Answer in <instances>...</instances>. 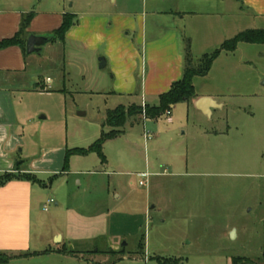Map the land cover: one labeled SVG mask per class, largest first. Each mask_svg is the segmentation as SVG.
Listing matches in <instances>:
<instances>
[{
    "label": "rangeland",
    "instance_id": "374dc122",
    "mask_svg": "<svg viewBox=\"0 0 264 264\" xmlns=\"http://www.w3.org/2000/svg\"><path fill=\"white\" fill-rule=\"evenodd\" d=\"M43 1L49 9L69 10L74 2L75 10L121 11L134 15L135 21L143 16L147 46L135 43L136 34L126 31L124 36L134 40L141 53L144 49L148 78L151 70L164 72L172 58L171 36L157 43L154 37L178 29L182 48L189 41L197 64L225 41L255 29L253 20L240 13L241 0ZM50 49L51 59L36 67L43 79L52 81L50 87L16 95L14 100L23 144L19 157L29 162L49 153L52 169L59 171L38 175L48 187L34 195L35 217L43 225L33 224V241L39 242V251L47 250L61 234L67 242L74 239L67 244L69 249L86 252L108 245L98 235L111 214L135 217L140 225L123 227L126 251L135 254L132 259L55 255L22 264H162L161 258L177 259L179 264H233L235 258H241L239 264H264V43H241L234 53L222 51L208 75L194 78L195 94L215 98L222 108L202 117L194 101L182 102L170 116L158 120L143 116L134 124L128 120L125 133L103 147L106 166L95 153L84 157L67 153L88 148L101 136L109 110L133 103L158 106L159 96L140 93V85L131 101L128 95L115 96L110 67H100L104 56L59 41ZM236 123L241 125L238 134L242 131L249 141L244 146L234 140ZM110 130L104 126L105 132ZM20 170L15 174L23 175ZM61 173L65 177H55ZM140 173L148 174L143 179L147 186L140 185ZM50 197L59 206L45 213L43 203ZM82 225L87 233L90 225L97 226L96 232L90 231L93 240L79 238ZM8 258L9 264L13 256Z\"/></svg>",
    "mask_w": 264,
    "mask_h": 264
},
{
    "label": "crops",
    "instance_id": "0c3cea01",
    "mask_svg": "<svg viewBox=\"0 0 264 264\" xmlns=\"http://www.w3.org/2000/svg\"><path fill=\"white\" fill-rule=\"evenodd\" d=\"M57 1L60 2V0H56L55 2L57 3ZM240 5V13L253 20V27H255V29L250 30H264V0H241ZM74 7V2L71 3L69 10H57L49 9L48 2L46 1V3H44L43 0H0V42L14 38L20 32L24 18L27 16L32 17L26 29V48L24 49L20 45H15L0 49V178L8 173H17L16 163L22 162L23 164L21 165L20 172L33 175L39 181L34 182L17 178L0 186V253L13 256L9 264H22L45 256L68 255L59 253L60 250L64 249L78 252V256H70H75L79 259L92 258L93 255L98 254L114 257L111 254L112 252L118 253L122 250H125L124 252L126 253L123 260L134 258V252L128 253L126 251V240L124 239L125 241L123 242L122 239L124 232L123 227L131 223V225L134 224L135 227L138 228L140 224L135 217L128 219L125 214H111L109 222L104 226L103 233L99 232L98 238L101 236V238H104L108 243V245H104V249L101 245H95L94 249L86 252L69 249L67 244L69 245L74 239L67 242L68 240L66 241L61 234L54 236L57 241L55 244H49V249L47 250L39 251V242L35 243L33 241V224H38L39 226L43 225V223H41L40 220H36L35 217L36 209L34 205V195L40 191V189L48 187L43 180L38 178V175L45 172L56 174V172L59 171L57 169H52L54 164L49 153H45L41 155L40 158H35L29 162H25V160H21V157H19L18 153L23 151L21 148L23 144L17 133L21 124L19 123L14 100L16 99V95L32 91L43 92L40 89L44 90L50 87L48 84L51 83H47L46 79L40 76V69L36 68L40 66V61L51 57L52 50L50 47L58 41L64 44H78L89 53L99 54L100 56H104V58L106 57V66H109L111 69V79L115 86L111 94L119 97L128 95L130 101L134 99V94L139 85L140 93L142 92V94L144 93L146 96L160 97V95L170 91L172 85L180 81L183 77L186 46L184 49L182 48L178 29L172 30L166 36H161L162 38L154 37L153 42L157 43L156 41L159 42L171 36L169 52H171L172 58L168 60L169 62L164 72L153 74L154 71L151 70L148 78L144 73L146 71L144 68V49L143 53H141L140 50L134 46V40L132 41L124 36V32L126 31L131 32L133 35L136 34L135 43L138 46H147V41L144 38L145 18L143 16L137 18L135 21L134 15L126 16L121 11L95 14L86 10H75ZM66 14L74 15L76 17V24L67 32L65 41H52L43 47L41 55H28V38L31 35H52L60 28L63 22V16ZM138 29H140L139 32ZM129 34L130 33H127L126 36H129ZM48 79L49 78H47V80ZM30 86H33L34 89H29L31 88ZM199 98L203 97L197 96L194 103H196ZM207 98H211L215 104L218 105L216 108H222L224 106L223 103H219L215 98ZM132 105H134V103ZM136 105L140 104L137 103ZM172 108H174V106ZM196 111L202 117L206 116L197 108ZM128 120L133 124L137 123L134 117ZM171 121L172 118L169 117L168 122ZM233 126H235L236 132H239L241 125L236 123ZM103 131L104 124L101 133ZM229 132H233V128L229 127ZM238 132L234 140L239 146H244L249 141L245 138L242 131V133L240 132L239 134ZM205 134L208 135L206 132ZM209 134L213 135L212 133ZM216 134L222 135V133ZM225 134L226 133H224V135ZM227 135L229 134L227 133ZM209 162L214 163V160L210 159ZM101 165L106 166L107 162H101ZM262 171L263 173L261 176L264 178V168ZM65 174L61 173L55 175V177L62 178L65 177ZM138 175L141 176L142 179L140 182L146 178L145 175L148 177L146 173H140ZM49 199H51V197L46 199L43 203L42 208L45 213H49L52 207L59 206L58 202L52 198L55 203L48 206L46 210L45 206ZM84 226L85 225L81 226L83 228L79 227V230L83 231L82 234H78L82 236L79 238H84L83 240H93L94 238H92L93 236H91L90 231L96 232L97 226L94 227L90 225L89 228L86 226L89 233L85 232L86 228ZM90 227H93V229ZM99 227L100 226H98V228ZM118 237L121 239H118ZM41 239L42 237L39 238V240ZM145 254L146 253H144V255ZM114 258L116 259L118 257Z\"/></svg>",
    "mask_w": 264,
    "mask_h": 264
},
{
    "label": "trees",
    "instance_id": "16d2710c",
    "mask_svg": "<svg viewBox=\"0 0 264 264\" xmlns=\"http://www.w3.org/2000/svg\"><path fill=\"white\" fill-rule=\"evenodd\" d=\"M31 16H27L24 18L22 22V26L20 32L11 39L3 40L0 42V49H5L11 46L20 45L24 49L26 48V29L29 26L31 21ZM76 24V17L71 14H66L63 16V22L58 30H56L52 36L54 37L53 41L61 40L65 41V37L69 29ZM241 43H251V44H263L264 43V30H247L242 33H239L231 40H227L222 44V47L219 51L214 53L211 56H205L199 63H195L193 57L190 52V44L189 41L186 46V53H185V68L183 77L180 81L174 83L170 89L165 94L160 95L159 97V105L151 107L148 104L145 106V111L142 105H131L130 107L126 108L124 106H118L114 110H109L106 114V120L104 126H108L111 128L109 132L103 131L101 133L100 138H98L92 145L88 148H76L73 150L68 151L67 157L70 155H77V156H88L90 154H97L102 163H106V157L103 153V147L105 143L109 140L116 139L124 134V127L128 121V119L134 117L137 123L141 122L143 116L144 119H153L158 120L163 117L167 111L171 112L172 107L175 106L177 103L182 102H191L197 99V95L195 94V87L193 80L195 77L198 76H206L208 75L213 62L215 61L216 57L220 52L226 53H234L237 50V47ZM143 119V120H144ZM68 158L66 159V162ZM22 162L16 163V170H18ZM27 179L30 181L37 182V178L33 175L24 173L23 175H16L15 173H8L5 174L0 178V186L5 184L8 181L13 179ZM39 182V181H38ZM139 248L142 250V256L144 255V237H142ZM125 250H122L118 253H111L116 258L115 262H119L123 260L125 256ZM59 253L68 254V255H75L78 256V252L74 251H67L66 249L60 250ZM138 254V253H137ZM136 254V255H137ZM135 255V254H134ZM241 258L233 259V264H239ZM162 260V261H161ZM160 263L162 264H179L177 259H160ZM9 258L5 254L0 253V264H8Z\"/></svg>",
    "mask_w": 264,
    "mask_h": 264
},
{
    "label": "water",
    "instance_id": "95a60500",
    "mask_svg": "<svg viewBox=\"0 0 264 264\" xmlns=\"http://www.w3.org/2000/svg\"><path fill=\"white\" fill-rule=\"evenodd\" d=\"M53 40L54 37L52 35H43V36L31 35L27 41V54L41 55L43 47L48 43L52 42ZM105 66H106V59L101 58L100 67L105 68ZM216 106L218 105H216L211 98H207V97L199 98L196 102V108L206 116H210V114H212V110L216 109ZM79 115L84 116L85 113L79 112ZM232 236L233 238L235 237V231L232 232Z\"/></svg>",
    "mask_w": 264,
    "mask_h": 264
},
{
    "label": "built area",
    "instance_id": "2783aa9c",
    "mask_svg": "<svg viewBox=\"0 0 264 264\" xmlns=\"http://www.w3.org/2000/svg\"><path fill=\"white\" fill-rule=\"evenodd\" d=\"M47 83H51V80L48 79V80H47ZM145 106H146V104L143 103V104H142V107H143L144 111H145ZM170 114H171V112L167 111L165 115L170 116ZM145 176L147 177V175H145ZM140 185H141V186H147V185H148V182H147V181H146V182H145V181H142V182H140ZM54 203H55L54 199H52V198L49 199V200L47 201V203H46L45 209L47 210L48 206H50V205H52V204H54Z\"/></svg>",
    "mask_w": 264,
    "mask_h": 264
}]
</instances>
